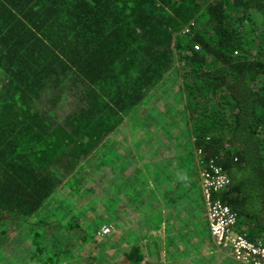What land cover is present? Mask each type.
<instances>
[{
	"label": "trees",
	"instance_id": "16d2710c",
	"mask_svg": "<svg viewBox=\"0 0 264 264\" xmlns=\"http://www.w3.org/2000/svg\"><path fill=\"white\" fill-rule=\"evenodd\" d=\"M254 11L264 13V0H0V213L26 223L41 210L177 53L194 144L229 179L216 195L260 241L264 21L248 27ZM186 25L192 38L181 35ZM67 96L72 109L51 116ZM46 234L35 235L36 253L45 243L61 252ZM141 249L130 250L129 264L146 262Z\"/></svg>",
	"mask_w": 264,
	"mask_h": 264
},
{
	"label": "rangeland",
	"instance_id": "374dc122",
	"mask_svg": "<svg viewBox=\"0 0 264 264\" xmlns=\"http://www.w3.org/2000/svg\"><path fill=\"white\" fill-rule=\"evenodd\" d=\"M251 19L248 27L264 21V13L254 11ZM191 24L202 26V22ZM190 27L186 25L181 35L192 38ZM177 55L172 56V67L164 74V79L144 94L140 105L121 114L119 119L115 118L117 125L113 133L90 157L66 173L64 182L41 210L30 216L26 223H21L17 215L0 213V264H129L127 254L135 246L143 247L140 250L143 254L147 252L148 264L222 263L207 244L208 235L198 237L194 226H187L188 217L192 215L183 216L188 209L191 212V203L195 207L198 201L196 197L187 196L188 193L198 191L204 200L202 173L208 164L202 150L194 144L189 110L185 109L189 101L184 86L188 80L184 78ZM3 96L0 92V97ZM70 99L74 101L72 97ZM71 109L67 96L51 116L62 119ZM184 110L185 120L182 117ZM186 119L190 122L189 129ZM151 164H161V170L171 174L167 182H171L169 189L179 185V194L188 192L185 201L166 200L165 210L160 207L163 210L160 214L152 213L151 204H157V197L145 198L159 180L153 172L155 169L146 168ZM186 164H197L199 178L182 185L187 174L197 175L195 168L186 170ZM172 219L177 222H173L164 234L165 240H159L163 230L158 232V238H147L148 231L158 222L163 221L162 226H169ZM28 231L30 238L24 240L26 238L22 237ZM43 232L47 233V239L58 242L61 252L45 243L39 248L43 253H36L33 239ZM171 236L176 237L173 245L180 240L204 244L196 248L198 254L204 256L203 260L192 262L185 250L190 246L167 249L172 257L166 254L162 243L168 242ZM260 242L264 244V235L260 236ZM17 244H21L20 249ZM17 254L22 256L15 260Z\"/></svg>",
	"mask_w": 264,
	"mask_h": 264
},
{
	"label": "built area",
	"instance_id": "2783aa9c",
	"mask_svg": "<svg viewBox=\"0 0 264 264\" xmlns=\"http://www.w3.org/2000/svg\"><path fill=\"white\" fill-rule=\"evenodd\" d=\"M202 177L207 221L217 248L241 264H264V244L239 229L237 214L216 195L226 189L228 176L211 160Z\"/></svg>",
	"mask_w": 264,
	"mask_h": 264
},
{
	"label": "crops",
	"instance_id": "0c3cea01",
	"mask_svg": "<svg viewBox=\"0 0 264 264\" xmlns=\"http://www.w3.org/2000/svg\"><path fill=\"white\" fill-rule=\"evenodd\" d=\"M190 145L191 144H189L188 146L190 147ZM187 149L188 148L186 147L185 151ZM181 153H183V152H181ZM186 165H187V169L186 170L191 171V168L192 169L195 168L194 171H196L197 175H195V174H192V175L187 174L186 179L181 181L182 185L184 183L190 184L194 179H198L199 178L198 172H197V164H186ZM146 168L155 169L153 172L155 173V175H158L157 179H159L157 181V185H155V187H152L153 190L151 189V190H149V192L147 194H145L146 195L145 196L146 199L151 200L152 197H157V199H158V201L156 200L157 204H151L152 209H153L152 213L154 211H156L157 213L160 214L163 210H165V209H163V207L165 205L164 202L166 200L167 201H169V200H174V201L182 200V201H185L186 200L187 197H185V196L187 195L188 192L185 191V192H183V193L181 192L179 194L178 193L179 190H180V188H178L179 185H176L173 188L169 189V187L171 186L170 185L171 182L170 183H167V182L170 180V175L171 174H169V172H167L166 170L162 171L161 170V168H162L161 164H151V165L146 166ZM158 182H161V183H158ZM168 189L169 190L172 189V191H169ZM154 190H157V192H155ZM193 193H195V194H193ZM193 193L192 194L188 193L187 196L196 197V199L198 198V201L196 202L195 207H194V204L192 205V203H191V206H190L191 212H189V209H188L187 212H185V214L183 215V216H185V215L187 216V215H190V214L192 215V216L188 217V224L189 223L190 224L189 225L187 224V226L189 227V226L193 225L194 229L196 230V234H198V237L199 236L201 237L203 234L208 235L209 242L207 244L210 245V249H212V251H215V253H217L219 255L220 258H218V259L223 264H241V263L235 261L234 259H232L230 256H228V254L226 255L225 252H223V251H221V250H219L217 248V246L215 245V243H214V241L212 239L211 233H210V229H209V225H208V221H207V215H206V211H205L204 200H203L202 194H200L198 191L197 192L193 191ZM160 207L163 210H161ZM191 219H192V221H189ZM195 221H196V224H194ZM162 222H158V224L153 226V228L150 231H148V233L156 234V232H160V231L163 230V234H161V232H160L161 238H159V240H165L164 234L171 229L172 224H174L173 222H177V221H176V219H172L170 221V223H168L169 226H165V225L162 226L161 225ZM188 227H185V228H188ZM191 228H193V227H191ZM148 233H147V238H149L148 237ZM174 243H176V237L175 236H171L168 239V242L162 243V245H163L162 249L169 256H171V253L167 249H174L176 246H177V248H180V249L181 248H188L190 246L189 249H185V250L188 251L187 256L192 257V262L194 263L195 260H198V261L199 260H203L204 256H201V254H198V250L196 248H200L204 244H201L200 242H197V241L193 242V241H190V240L189 241L180 240L176 245H173ZM141 248L143 249V247H141ZM156 263L158 264V262H156ZM222 263H220V264H222ZM143 264H148L147 258H146V262L143 263ZM199 264H205V263H199Z\"/></svg>",
	"mask_w": 264,
	"mask_h": 264
}]
</instances>
